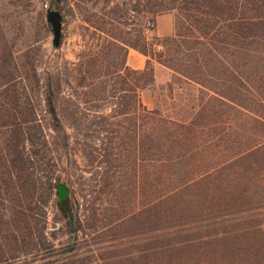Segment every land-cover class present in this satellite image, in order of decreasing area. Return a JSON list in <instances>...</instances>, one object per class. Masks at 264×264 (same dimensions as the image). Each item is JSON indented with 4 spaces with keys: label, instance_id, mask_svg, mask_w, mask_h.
I'll list each match as a JSON object with an SVG mask.
<instances>
[{
    "label": "rangeland",
    "instance_id": "1",
    "mask_svg": "<svg viewBox=\"0 0 264 264\" xmlns=\"http://www.w3.org/2000/svg\"><path fill=\"white\" fill-rule=\"evenodd\" d=\"M0 264H264V0H0Z\"/></svg>",
    "mask_w": 264,
    "mask_h": 264
},
{
    "label": "crops",
    "instance_id": "2",
    "mask_svg": "<svg viewBox=\"0 0 264 264\" xmlns=\"http://www.w3.org/2000/svg\"><path fill=\"white\" fill-rule=\"evenodd\" d=\"M157 36H163L171 34L173 31V15L171 12H165L158 14L155 17V27L153 28ZM149 39V38H147ZM159 49L160 44H154V49ZM125 66L135 69L142 70L147 66H151L153 80L151 86L145 87L139 90V103L142 102L144 105L149 107L151 101V90L153 85L170 81L174 76V71L156 60L152 55L145 54L137 48L128 47L125 52Z\"/></svg>",
    "mask_w": 264,
    "mask_h": 264
},
{
    "label": "trees",
    "instance_id": "3",
    "mask_svg": "<svg viewBox=\"0 0 264 264\" xmlns=\"http://www.w3.org/2000/svg\"><path fill=\"white\" fill-rule=\"evenodd\" d=\"M140 51H142L143 53L145 54H148L146 51L144 50H141L139 49ZM169 67H171L172 69H174L175 71L183 74V75H186L184 72H181L180 69L172 64H167ZM146 68L148 67H145L144 69H142L143 71L146 70ZM191 79L197 81L200 83V81H198L196 78L194 77H191L189 76ZM153 80V76L151 75V80L149 82V84H151ZM140 107L142 110H148L147 108H145V105L140 102ZM45 108L46 110L49 112L50 116H51V121L53 123L54 126H59L60 125V121H59V117H58V114H57V111H56V105H55V101H54V97H53V94L52 92L50 91V89L47 90L46 92V96H45ZM58 185V183H57ZM55 186V183H49L48 184V191H51V189ZM57 188V187H56ZM58 203L59 205L63 208V210H65V205L67 204V196H65L62 200H59L58 199Z\"/></svg>",
    "mask_w": 264,
    "mask_h": 264
},
{
    "label": "water",
    "instance_id": "4",
    "mask_svg": "<svg viewBox=\"0 0 264 264\" xmlns=\"http://www.w3.org/2000/svg\"><path fill=\"white\" fill-rule=\"evenodd\" d=\"M46 19L51 24L52 29V44L58 46L61 39L62 28V15L57 9L46 10ZM68 193V189L65 183L59 182L57 185V196L59 200H62Z\"/></svg>",
    "mask_w": 264,
    "mask_h": 264
},
{
    "label": "built area",
    "instance_id": "5",
    "mask_svg": "<svg viewBox=\"0 0 264 264\" xmlns=\"http://www.w3.org/2000/svg\"><path fill=\"white\" fill-rule=\"evenodd\" d=\"M154 25V21L153 20H148L147 21V27H152Z\"/></svg>",
    "mask_w": 264,
    "mask_h": 264
}]
</instances>
